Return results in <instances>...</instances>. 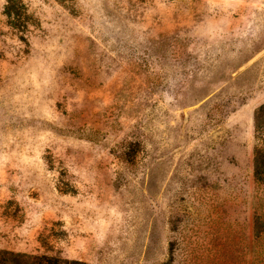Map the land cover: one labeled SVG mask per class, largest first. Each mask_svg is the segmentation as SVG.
Here are the masks:
<instances>
[{
	"label": "rangeland",
	"instance_id": "374dc122",
	"mask_svg": "<svg viewBox=\"0 0 264 264\" xmlns=\"http://www.w3.org/2000/svg\"><path fill=\"white\" fill-rule=\"evenodd\" d=\"M0 0V249L264 264L252 173L264 0Z\"/></svg>",
	"mask_w": 264,
	"mask_h": 264
},
{
	"label": "trees",
	"instance_id": "16d2710c",
	"mask_svg": "<svg viewBox=\"0 0 264 264\" xmlns=\"http://www.w3.org/2000/svg\"><path fill=\"white\" fill-rule=\"evenodd\" d=\"M5 24L18 33V39L26 43L24 33L30 25H35V17L28 12L22 0H5L2 9ZM252 173L256 184L264 185V103L259 105L253 114ZM260 222L254 221V238L262 233ZM0 264H89L79 259H68L58 255L15 252L0 249ZM163 264H171L166 262Z\"/></svg>",
	"mask_w": 264,
	"mask_h": 264
}]
</instances>
